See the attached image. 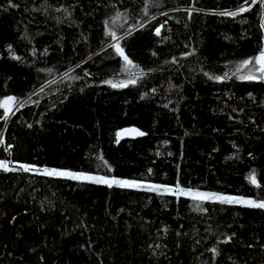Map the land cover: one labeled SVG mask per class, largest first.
<instances>
[{"label":"trees","instance_id":"obj_1","mask_svg":"<svg viewBox=\"0 0 264 264\" xmlns=\"http://www.w3.org/2000/svg\"><path fill=\"white\" fill-rule=\"evenodd\" d=\"M261 51L264 0H0V264H264V208L43 173L264 200Z\"/></svg>","mask_w":264,"mask_h":264},{"label":"snow or ice","instance_id":"obj_2","mask_svg":"<svg viewBox=\"0 0 264 264\" xmlns=\"http://www.w3.org/2000/svg\"><path fill=\"white\" fill-rule=\"evenodd\" d=\"M254 2H256V0H254ZM245 3H247V0H245ZM250 10V8H246V7H241L239 9V12H244V11H248ZM237 12H225V13H221V15H230V16H235L237 15ZM157 34L159 35V29H157ZM110 35L113 36V38H116V34L114 32H110ZM116 51L122 55L125 59V61L127 62V64L131 65L132 61L128 59V57L126 55H124V50L120 47V45L117 43L114 45ZM13 58L15 59H19V57L14 56ZM249 64H253V60H245L243 62L244 67L248 66ZM255 64L260 65L259 67V72L262 74V78H264V51H261L259 56L255 58ZM242 79H254L255 76L253 75H249L247 77H241ZM216 79H220V77H217ZM131 83H135V80H131ZM108 83H112L111 81H108ZM113 86H117L115 84H113ZM123 86V85H120ZM15 97H8L7 100H5L3 102V104H0V107H4L6 109V112H10L12 109L10 107V104L15 102ZM23 106V105H21ZM139 135H144V133L142 132H138ZM0 143H3V140L0 139ZM0 168H3L6 171H12L14 169H11L8 167V164L3 161L0 160ZM20 169L24 170V171H32V166L27 165V164H21L20 165ZM45 174L48 175H53V176H63V177H67L70 179H76V180H88V181H92V182H96V183H105L107 184L109 187H111L113 184L122 186V187H139L140 185L137 184L136 181H129V180H109L105 177H93V176H89L86 174H77L74 172H62V171H56V170H45ZM250 180L252 183H257L255 175H251ZM177 190L181 193L184 192V189H181L179 187H177ZM198 197L200 199H215L220 201L221 203H242L245 204L247 206L250 207H257V208H264V200L257 202L255 200H241L235 197H226V196H218V195H214V194H198ZM213 251H215V249H213Z\"/></svg>","mask_w":264,"mask_h":264},{"label":"rangeland","instance_id":"obj_3","mask_svg":"<svg viewBox=\"0 0 264 264\" xmlns=\"http://www.w3.org/2000/svg\"><path fill=\"white\" fill-rule=\"evenodd\" d=\"M47 170H49V169H47ZM56 171H61V170H56ZM62 172H65V171H62ZM43 173L45 174V170L43 171ZM46 175H48V174H46ZM50 176H53V175H50ZM60 177H63V176H60ZM93 177H97V176H93ZM109 180H117V179H109ZM80 181H88V180H80ZM89 182H92V181H89ZM103 184H105V183H103ZM137 184H139L140 186L139 187H131V188L153 190V191L160 192V193L177 194V195H181V196H185V197H191V198H196V199H200L198 197V194H208V193H203V192H200V191H191V190H184V192L181 193L179 191H176L175 189L168 188V187L154 186V185L145 184V183H137ZM113 185H116V184H113ZM214 195H217V194H214ZM218 196H221V195H218ZM204 200L218 201V200H215V199H204ZM245 201H248V200H245ZM235 204H242V203H235Z\"/></svg>","mask_w":264,"mask_h":264},{"label":"water","instance_id":"obj_4","mask_svg":"<svg viewBox=\"0 0 264 264\" xmlns=\"http://www.w3.org/2000/svg\"><path fill=\"white\" fill-rule=\"evenodd\" d=\"M138 132H142L139 128L136 127H127L122 129L118 133L119 141H133L140 139L142 135H139Z\"/></svg>","mask_w":264,"mask_h":264}]
</instances>
